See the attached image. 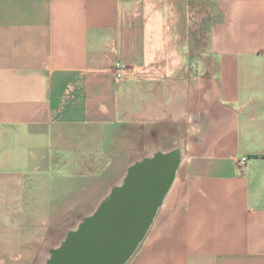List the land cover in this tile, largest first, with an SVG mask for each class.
I'll return each mask as SVG.
<instances>
[{
    "label": "crops",
    "instance_id": "0c3cea01",
    "mask_svg": "<svg viewBox=\"0 0 264 264\" xmlns=\"http://www.w3.org/2000/svg\"><path fill=\"white\" fill-rule=\"evenodd\" d=\"M204 107L211 136L181 148L125 264H264V0H0V264L47 262L54 215L123 181L98 168L125 125L159 112L204 136Z\"/></svg>",
    "mask_w": 264,
    "mask_h": 264
},
{
    "label": "water",
    "instance_id": "95a60500",
    "mask_svg": "<svg viewBox=\"0 0 264 264\" xmlns=\"http://www.w3.org/2000/svg\"><path fill=\"white\" fill-rule=\"evenodd\" d=\"M179 155L156 153L132 165L122 184L51 251L46 264H125L175 178Z\"/></svg>",
    "mask_w": 264,
    "mask_h": 264
},
{
    "label": "rangeland",
    "instance_id": "374dc122",
    "mask_svg": "<svg viewBox=\"0 0 264 264\" xmlns=\"http://www.w3.org/2000/svg\"><path fill=\"white\" fill-rule=\"evenodd\" d=\"M204 65H205L204 77L207 78L209 74H206V63H204ZM189 72L190 73L186 74L187 76L186 79L188 81H191V80L194 81L196 80V77L201 76L200 71L198 69L192 68L191 70H189ZM134 77L135 75L131 74L126 79L128 78L134 79ZM161 81H162V77H161ZM158 92H161V91H157V94ZM157 100L159 101L157 102V104L162 102V98H158V95H157ZM204 110H205V115L203 117L204 118V131H203L204 136H202L201 132L198 133V136H197L196 125L194 122L190 123L188 121L187 122L170 121L168 120L169 118L168 116H164L162 113H159V112H156V115L151 118V121L149 122V124L147 121H144L142 122L139 128L134 127L130 122L129 124L125 125L126 127L122 131L118 132L119 135L122 134L120 137L109 141V145L107 148L109 149L107 151V158L103 159L102 166L98 168L100 169L99 172L102 173L103 175H110L111 172H114L116 170L117 177L120 178L122 177L121 175L122 174L121 170H122L123 171L122 178L124 180L128 169L132 165L138 162H141L143 159L149 158L156 153H159V152L169 153V152L176 151L178 154H182L183 149H189V150H186V153L189 155L190 154L195 155L196 149H197L196 147H202L203 143L206 142L211 136L212 131H213L212 129L215 126V123L212 121V112L210 111V109H207V107H204ZM165 117L167 118L166 120L164 119ZM136 128L140 130V133H139L140 136H137L136 130H135ZM147 132L150 134V137L148 136ZM115 162H119V165L118 166L115 165ZM103 175L102 177H104ZM122 182L123 181H120L117 184L115 183L116 186H114L113 188L119 187L122 184ZM97 184H99V182ZM112 184L113 182L111 181L107 182L109 191H108V195L106 196V198L110 195L113 189ZM94 213L89 214V215H81L77 213L67 214V215L61 214L57 216L58 218L56 217V215H54V219H53L54 222L51 224V227L59 226L60 228V230L58 231V236L55 239L56 243L54 244H57L60 241L62 243L70 232L76 231L79 225L82 223V221L86 218L91 217ZM49 233L51 234V229L49 230ZM38 234H39V237H38ZM38 234H37V238H38L37 241H39L41 238H44V239L47 238L46 235H44L43 237H40L42 236V233H38ZM28 264H46V262L44 263V261H35V262H29Z\"/></svg>",
    "mask_w": 264,
    "mask_h": 264
},
{
    "label": "built area",
    "instance_id": "2783aa9c",
    "mask_svg": "<svg viewBox=\"0 0 264 264\" xmlns=\"http://www.w3.org/2000/svg\"><path fill=\"white\" fill-rule=\"evenodd\" d=\"M113 77L115 81L120 82L125 80L127 77H129L132 72L122 63H115L112 68ZM245 162V159H241L240 166H242Z\"/></svg>",
    "mask_w": 264,
    "mask_h": 264
},
{
    "label": "bare ground",
    "instance_id": "6f19581e",
    "mask_svg": "<svg viewBox=\"0 0 264 264\" xmlns=\"http://www.w3.org/2000/svg\"><path fill=\"white\" fill-rule=\"evenodd\" d=\"M194 133H196V132H194ZM147 138V137H146ZM148 139V138H147ZM151 141V140H150ZM195 141V140H194ZM141 144V143H140ZM150 147V146H149ZM139 149H141V148H139ZM144 149V148H143ZM146 149V148H145ZM135 150V149H134ZM160 153V152H159ZM178 160L180 161L181 160V154L178 156ZM71 223V222H70Z\"/></svg>",
    "mask_w": 264,
    "mask_h": 264
}]
</instances>
